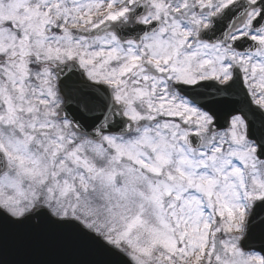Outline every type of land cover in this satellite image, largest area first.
I'll return each mask as SVG.
<instances>
[{
    "label": "snow or ice",
    "instance_id": "1",
    "mask_svg": "<svg viewBox=\"0 0 264 264\" xmlns=\"http://www.w3.org/2000/svg\"><path fill=\"white\" fill-rule=\"evenodd\" d=\"M0 264H264V0H0Z\"/></svg>",
    "mask_w": 264,
    "mask_h": 264
}]
</instances>
